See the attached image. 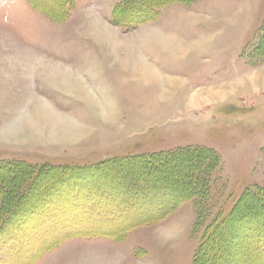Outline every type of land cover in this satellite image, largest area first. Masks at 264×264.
<instances>
[{
    "label": "rangeland",
    "instance_id": "rangeland-1",
    "mask_svg": "<svg viewBox=\"0 0 264 264\" xmlns=\"http://www.w3.org/2000/svg\"><path fill=\"white\" fill-rule=\"evenodd\" d=\"M126 1L0 0V264H264V215L238 205L264 190V0H148L124 22ZM185 147L216 164L175 204L179 165L93 175ZM235 208L221 259L199 255Z\"/></svg>",
    "mask_w": 264,
    "mask_h": 264
},
{
    "label": "trees",
    "instance_id": "trees-1",
    "mask_svg": "<svg viewBox=\"0 0 264 264\" xmlns=\"http://www.w3.org/2000/svg\"><path fill=\"white\" fill-rule=\"evenodd\" d=\"M129 1H131V2L128 3V1H126L123 5H119L118 6L121 11L126 12V13H124V16L127 18V20L126 19H122V18L120 20L129 21L128 19H130V18H131L130 20L135 19V18L137 19L138 17H135L134 15H136V14L132 13L131 10L134 9V11L136 10V12H139L138 10L142 11L141 7H143L142 5L145 4L144 2H148V0H129ZM148 5L152 6V3L150 4L148 2ZM116 19L114 18L115 21H116ZM144 21L145 20H143L141 22H138V23H142ZM203 153H204V155L206 157L210 155L211 158L213 160H215V156L216 155H215L214 151H212V150L203 149V151L200 152V151H197V149H194V150L192 149L191 150V149L185 147L182 150H177V151L151 153V154H141V155H136V156H133V157H122V158H120V160H116V161L114 159L108 160V161L102 162L99 165H97V168L94 169L95 173L93 175H96L97 177L103 176V175L105 176V175L108 174V172L112 173L113 175H115L114 173H117L118 171H120L119 173L121 175H123V173H121V170H128V169H133V170L136 169L137 170V168H139L138 170H140V169L149 170V172L151 170H153L154 168H159L162 171L167 170V171H165V173L167 174V173H170V170L174 169L175 167H177L179 165L182 168L183 172H181V171H180L181 173L179 171L175 172L176 173V175H175L176 177L173 176L174 180L173 179H171V180H172V183L177 185V188L182 186V185H184V187H186V191L183 192L180 195H177L178 192H177L176 186L174 187L175 188V194H172L171 197H173V202L175 204L176 202L177 203L179 202V199L180 200H186L189 197L194 196L195 192H196V189H194V186L196 188L199 187V184H200L199 182L201 180V178L197 177V175L202 173V171L205 170V169L206 170H211L214 167V165L216 164L215 161L206 163L205 160L203 159V157L201 156ZM56 167H60L61 171L64 174H71L74 171L89 173L90 170H91V169H88V168H85V167H83L81 169H73L71 167H65V166H62V165H59V166H56ZM9 168L11 169L12 167H8L7 165H4V167H2V171L1 172H4V170H8ZM106 172H107V174H106ZM112 174H110V175L113 176ZM181 174H183V175H181ZM157 179L159 180L160 178H157ZM204 181H205V179L203 178V182ZM161 182H163V181L159 180V183H161ZM95 183H96V181H95ZM142 187L146 188L145 184L141 183V184L137 185L136 188H134L133 191L137 192L136 194H134V197H136L135 199H137L138 197L141 196V195H139V193H144V190H146V189H144ZM160 187L164 188L165 186L164 185H160ZM149 188H153V187L149 186ZM156 188H159V186L156 187ZM166 188H168V187H166ZM110 191H112V192L106 193L105 195L108 196V197H109V195H113L114 192H115V189H110ZM31 193H32V191H31ZM145 193H146V191H145ZM98 197L101 200V198H102L101 195H99ZM108 197H106V198L108 199ZM23 198H26V195ZM133 201L131 200V202L129 204L133 205ZM245 201L250 202V204L253 205L256 209L261 210V212L263 213L262 215H264V190H258L256 188L249 190L239 200V204L238 205L241 206L242 204L245 203ZM152 202H155V200L150 198V201H149L148 204L151 205ZM98 204L90 205L88 208L90 209V211H92L93 209L97 210ZM150 207L152 208L153 205H151ZM143 208H145V210H147L146 205H144ZM154 208H156L157 211H160L158 213V215L153 216V215L149 214L147 217H145L143 219L150 220L153 217H161V216H163V215H161V207L157 206V207H154ZM148 209H150V208H148ZM236 210H237V208H235L227 216V218H225V220L222 223V225L221 226L218 225L216 227V229H215V232L203 242V244L201 245L202 248L200 247V249H199V255L200 254H204V256L205 255H207V257L209 256L206 259H210V258L214 259V258H216L217 261H219L221 259L222 254H218L217 256H215V255H213V252L217 248H219V246L221 244V243L219 244V242H221V241H219V237L221 235L220 233L227 229V225L229 224V222L235 216ZM21 212H23V213H21ZM18 213H21L22 214L21 216H23V214L25 213L24 207L20 208L18 210ZM26 213H29V212H26ZM136 215L137 214L134 213V215L132 216V219ZM136 220H137V222H139L138 220H140V219L136 218ZM20 225H23V224L21 223ZM257 226H258V231H260L262 229L264 231V225L262 226L261 223H260V225H257ZM0 228H2V227H0ZM56 242L57 241H55V240L46 241V242H43V244H41L40 247L49 248L52 245H54ZM256 249H257L256 254H259V255L264 254V247L262 249H260V248H256ZM36 257H37V255H35L34 257H32L30 259H28V261H24V258L22 259V258H17V257L15 258L14 257L11 262L12 263L15 262V264H31L32 263V259L33 258L35 259Z\"/></svg>",
    "mask_w": 264,
    "mask_h": 264
},
{
    "label": "bare ground",
    "instance_id": "bare-ground-1",
    "mask_svg": "<svg viewBox=\"0 0 264 264\" xmlns=\"http://www.w3.org/2000/svg\"><path fill=\"white\" fill-rule=\"evenodd\" d=\"M47 71V70H46ZM45 71V72H46ZM50 72V73H49ZM48 72V74H49V76H54L55 74H57L55 71H54V68L53 69H51L50 71ZM54 72V73H53ZM61 74H62V72H61ZM59 76L62 78V79H64V80H66V78L67 77H64V76H67V74H66V72L64 73V71H63V74L62 75H60L59 74ZM41 107V106H40ZM170 234H172V232L170 233Z\"/></svg>",
    "mask_w": 264,
    "mask_h": 264
},
{
    "label": "crops",
    "instance_id": "crops-1",
    "mask_svg": "<svg viewBox=\"0 0 264 264\" xmlns=\"http://www.w3.org/2000/svg\"><path fill=\"white\" fill-rule=\"evenodd\" d=\"M111 14H112V13H111ZM191 25H192V23H191ZM156 31H157V30H156ZM197 40H198V39H197ZM197 40H196V41H197ZM199 40H200V39H199Z\"/></svg>",
    "mask_w": 264,
    "mask_h": 264
}]
</instances>
